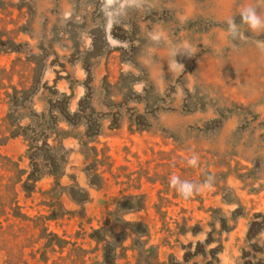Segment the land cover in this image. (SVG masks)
Instances as JSON below:
<instances>
[{
	"label": "rangeland",
	"instance_id": "obj_1",
	"mask_svg": "<svg viewBox=\"0 0 264 264\" xmlns=\"http://www.w3.org/2000/svg\"><path fill=\"white\" fill-rule=\"evenodd\" d=\"M248 5L264 15V0H0V264H73L109 214L123 247L149 233L118 264L149 247L160 264H264V32L241 23ZM40 122L64 175L27 196ZM173 174L214 189L185 200ZM50 234L70 244L46 248Z\"/></svg>",
	"mask_w": 264,
	"mask_h": 264
},
{
	"label": "trees",
	"instance_id": "obj_2",
	"mask_svg": "<svg viewBox=\"0 0 264 264\" xmlns=\"http://www.w3.org/2000/svg\"><path fill=\"white\" fill-rule=\"evenodd\" d=\"M64 106L66 110L67 105L64 104ZM43 118L44 116H41V119ZM53 120H54V124L59 122L58 117H55ZM40 123L41 125L38 126L37 129L32 130L33 135L32 138L29 139L32 146V144H34L37 139H40L44 136L40 148H35V151L38 150V154H31L28 157L30 160L31 167L33 169L30 175L28 176L26 182L23 183L22 185V189L25 190L27 196L30 195L28 193L29 190L28 185H30V188L31 187L33 188L35 187V184L43 177H51L55 181H58L64 175L63 172L65 169V161H59L54 155L46 156L43 154L49 151L48 149H50L49 146L46 144L47 142L46 139L49 136L47 132L48 131L51 132L52 129L49 127L47 122L46 123L40 122ZM86 144L87 143H85V146ZM31 146L29 150L33 149V147L31 148ZM91 151L93 152V156L95 159L97 156L95 148L91 149ZM38 159H42L40 163L36 162L38 161ZM111 216L112 214H109L107 220H104L102 223H99L98 229L92 230L88 234V239L91 242H93L95 245V247L90 252L83 250L82 248L78 247L76 244H71L72 249L70 250V253L75 255V261L74 260L72 261L73 264H85V258H87L89 254L91 255L96 254L95 259H97V253L100 254V260L97 262H93L92 264H118L122 259H126V253L128 250L135 251L136 248L134 246L138 248H143V245L147 244V242H141L140 240L142 237H147V238L149 237L147 228L146 229L144 228V231L142 232L133 231L135 237L132 239V243L134 246L131 245L130 247H123L124 242L128 240L129 236L126 232L115 234L116 226L111 222L110 219ZM49 237L52 240L47 241L46 248L54 249V246H57L59 250H63L66 248L67 245L70 244L66 241L58 239L56 235L50 234ZM208 244L209 241H206L204 244H196V245L198 247H205ZM190 247L191 245L189 244L187 246V249H190ZM158 250H159L158 247H149L145 252L143 251V253L139 251L134 264H160ZM215 251H216L215 249H212L209 251V253L213 255ZM197 256H198V252H194L192 254L187 253L183 258V263H186L189 260H193ZM253 259H255V257L251 256L249 252L243 254V264H252ZM172 261H174V258L170 256L169 263L166 264H172ZM215 262H217V259L214 260V263ZM175 264H179V263H175Z\"/></svg>",
	"mask_w": 264,
	"mask_h": 264
},
{
	"label": "clouds",
	"instance_id": "obj_3",
	"mask_svg": "<svg viewBox=\"0 0 264 264\" xmlns=\"http://www.w3.org/2000/svg\"><path fill=\"white\" fill-rule=\"evenodd\" d=\"M114 0H104V7H109ZM124 4L132 7H142L144 0H124ZM110 19L109 23H112L111 14L108 13ZM241 23L248 26L249 30L254 33L264 32V15H261L257 8L252 5H248L242 8L240 11ZM227 35L233 39H240L243 37L240 31V25H238L233 18H228L227 21ZM152 39L159 42V36L153 35ZM256 47L264 52V41H256ZM187 53V52H185ZM180 54L179 52H173V62L179 67L183 68L176 62L175 57ZM188 54V53H187ZM190 56V55H189ZM188 166L196 168L199 167L200 157L197 153H192L191 156L186 160ZM215 184V178L212 175H208L202 183H194L188 180L181 179L179 176L173 174L169 177V185L174 189L183 199L190 200L196 195L201 194L205 190H213Z\"/></svg>",
	"mask_w": 264,
	"mask_h": 264
}]
</instances>
